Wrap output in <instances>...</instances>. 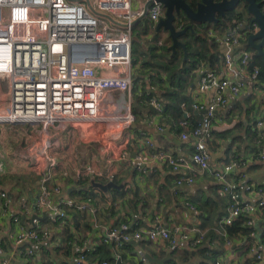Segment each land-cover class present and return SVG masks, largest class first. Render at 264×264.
<instances>
[{
    "label": "built area",
    "instance_id": "built-area-1",
    "mask_svg": "<svg viewBox=\"0 0 264 264\" xmlns=\"http://www.w3.org/2000/svg\"><path fill=\"white\" fill-rule=\"evenodd\" d=\"M141 6L143 9L135 10L133 0H0V127L10 125L12 130L25 125L38 130L44 142L42 152L36 153L34 148V154L30 155L31 146L27 153L20 155L30 160L29 168L40 179L41 192L33 208L50 209L53 212L50 222L66 221L68 210L74 207L82 211L96 210L89 202L52 198V191L61 193L62 188L49 184L53 179L51 169L58 164L49 151L54 150L64 133H80L78 145L86 147L88 157L90 152L92 157L89 164L65 172V175H73L76 180L85 179L93 185L97 177L108 178L113 174L107 167L109 155L113 151L120 154L123 151L121 144L128 143L131 128L136 124L132 96H150L148 102L157 115L163 113L159 98L150 95L149 88L135 85L132 40L133 27L146 8L147 15L156 22L165 16V9L156 0H144ZM245 23L241 21L225 34L216 35L223 48L222 65L219 70L203 71L199 81L200 91L214 88L215 94L209 103L193 102V107L202 112L199 121L194 124L184 119L181 122L184 128L181 139L191 143L193 148L190 157L157 150L150 138L141 141L144 143L141 153L133 157L138 160L136 169H142L143 162L149 157L168 164L177 174L181 168L193 163L201 172L213 175L220 188L229 194L225 214L219 219V231L227 244L230 243L228 232L222 228L243 216L246 225L253 228L247 235L251 239L256 235L255 216L264 208V186L247 182V160L236 157L216 167L212 164L208 145L213 136V121L219 110L226 109L228 94L238 95L249 83L259 81L260 69L251 66V54L242 41ZM253 23L256 32L259 27ZM86 51H91L92 55L82 56ZM122 93L127 99L118 110L114 107V95ZM253 131L258 146L252 158L264 161V105L257 110ZM159 132H164V127L159 126ZM48 140L51 142L47 143ZM6 149L8 144L0 142V168L4 164L3 158L10 154ZM125 155L123 153L121 157ZM102 158L107 161H94H103ZM195 176L194 172L187 176L180 174L176 182L191 185ZM109 181L114 182L113 178ZM6 193L0 188L4 211L9 206ZM22 207L29 210L26 201L22 202ZM38 219L34 217L33 224L26 226L20 215L13 217L16 228L12 239L21 247L19 254L22 257L33 255L32 245L51 237L48 225L39 223ZM139 220L136 219L133 225L128 222L110 225L100 236V242L121 249L132 241L161 239L169 248L175 249L181 241L189 247H199L205 238L204 231L198 226H178L173 232L159 222L142 227ZM251 250L256 251V248L253 246ZM91 251L92 246H85L74 264H86ZM256 256L263 257L261 252H256ZM140 262L151 264L147 257H142ZM0 264H10L1 243ZM93 264L112 263L98 260ZM216 264L223 263L217 260Z\"/></svg>",
    "mask_w": 264,
    "mask_h": 264
},
{
    "label": "crops",
    "instance_id": "crops-1",
    "mask_svg": "<svg viewBox=\"0 0 264 264\" xmlns=\"http://www.w3.org/2000/svg\"><path fill=\"white\" fill-rule=\"evenodd\" d=\"M133 8L140 10L142 7L133 2ZM142 19L137 23L141 22ZM158 22L154 21V24L156 25ZM161 30L165 31L164 29ZM208 32V37L210 39L215 38V42H217L216 35L224 34L215 28H211ZM152 37L153 34L151 32L141 35V42L145 49L148 47ZM135 38L134 30L133 39ZM180 41L184 43V39L181 37ZM243 43L245 45L246 41H243ZM159 44L167 45L171 49L173 41L171 40L170 42L164 39L160 40ZM195 46H199V43ZM245 47L248 49L246 45ZM177 48L183 50L178 51L184 55V59H187L188 54L187 56L185 55L184 49L182 47ZM218 50L220 54L223 53V48L220 45ZM175 51L173 50V52ZM248 51L251 54V66L260 67L258 66L260 64L254 62V56L264 57V55L259 54L258 50L252 45H250ZM262 57L259 62L264 60ZM222 61L223 54L221 60L215 61L214 65L207 61L201 62L200 67L194 72V83L187 91L190 94L191 108L190 111L185 113L186 119L194 124L201 119L202 112L200 113L193 107V102L201 100L204 103H209L215 94L214 88L203 92L199 90L201 75L205 70H219ZM133 66L134 70H136V72L134 71L135 85H143L149 88L151 93L156 94L154 96L159 98L164 107V99L159 97V93L163 91L162 88L172 87L166 75H163L162 83L158 84V81L152 83L148 73H146L148 74L147 76L138 77V73L141 70L140 63ZM138 78L140 79L138 80ZM132 98L134 113L135 108L140 110L138 116L135 113L136 124L140 127L133 126L131 128L132 132L128 136V143L121 144L123 151L120 154L113 151V154L109 155L111 166L107 165L110 173H113L108 178L117 177L119 181L121 180L120 184H116H123L122 188L125 185V195L123 198L117 196L116 199H113L109 190L107 192L103 190L102 192L97 191L99 195L96 201L98 202L93 201V204H91V208L96 209L95 212L90 210L86 212L91 229L85 233L74 226L72 218H67L64 222H50L51 218H53V212L50 209L42 207L35 210L33 208L41 192L40 179L39 175L37 176V173L20 158L23 157L20 154L27 153V150L33 145L36 153L42 152L44 142L40 139L38 130L35 129L32 144L29 139L30 127L25 125L16 126L14 128L15 131L14 129H9L10 125L0 127V142L8 144L10 153L9 156L3 158L4 164L0 168V188L7 192L6 199L9 201L7 211H4L1 206L2 199L0 198V243L4 255L10 259V264H41L42 261L48 258L54 264H74L75 258L85 249V246H92V251L88 255L86 264H93L98 260H106L101 259L99 256L94 260L90 259L91 255L95 254L98 248L105 244L100 242V236L106 232L110 225H117L121 222H128L133 225L136 219H140L138 224H141L142 227H150L159 222L164 226L170 227L173 232L178 226L188 224L198 226L204 231L205 238L203 243L195 248L189 247L188 243L181 241L175 248L177 250L169 248L166 242L161 239L156 241L143 239L136 244L130 243V248L122 250L127 255L125 259L121 258V253L118 254L121 250L113 246L112 253L116 256L117 264L118 260H120L121 264H140L141 258L148 257V255L163 260L167 258L170 251V257L166 259L164 264H170L172 261H176L179 264L196 263L202 258V254L199 252L200 249L204 248H208L213 252L216 261L220 260L223 264H264V241L262 240L264 239V208L255 216L256 224L254 230L256 235L251 239L245 235H231L228 232V226L222 228L228 232L230 243L227 244L219 231V219L225 214L229 194L220 188L213 175L209 172H201L193 163L181 168L180 173L177 174L168 164L152 160L149 157L143 162L144 166L142 169H136L138 160L133 158V155L141 153L140 151L144 145L141 141L143 142L147 138L154 140L157 150L166 151L174 156L189 158L193 148L191 143L181 139V132L184 130L181 126L182 121L178 125H172L168 116L165 117L163 113L162 115H157L148 100L144 99L141 101L145 105L143 106L137 102L135 96H132ZM126 99L127 95L119 94L117 98H114L116 101L114 107L119 110L122 102ZM262 105H264V81L259 80L256 84L249 83L238 95L228 94V105L226 109L217 112V116L213 121V136L208 143L214 166L220 167L236 157L245 159L248 162L246 167L248 171L247 182L257 186H264V161L252 158V153L256 151L258 146L253 127L257 117V110ZM192 113L194 117L191 116ZM159 126L164 127V132H159ZM140 131H143L144 134ZM71 135L66 133L60 137L59 144L54 147L52 152L49 151V154H52L58 160V164L51 169L53 179L49 184L51 187L60 185L62 188L61 193L52 191L54 200L71 198L76 202H82L79 199L80 195H75L72 198V190L80 186L73 182L75 180L73 175H65V172H72L78 167H84L89 164L91 152L90 157H88L89 150L84 146L78 145L80 143L78 140L80 133ZM148 151L150 153V150ZM123 153L126 154L125 157H121ZM102 159L103 161H94H107L105 158ZM193 172L196 174L194 183L191 185L177 184L176 179L180 174L187 176ZM237 172L238 170H236ZM25 173L30 174L31 179H25L23 177ZM19 178H23L24 182H20ZM108 178L104 176L96 179L97 182L106 184L112 181H109ZM104 179L106 182L102 181ZM85 182L87 186L92 185L87 180ZM248 196L253 198L251 195ZM23 201L29 204L28 211L23 209ZM187 203H190L193 207ZM74 210L76 209L72 208L68 211ZM15 215H20L26 226H31L34 217H38V222L48 225L47 228L51 231L49 239L44 240L40 244L32 245L34 254L31 256L22 257L19 254L21 247L17 246L12 239L16 228L13 223ZM211 231L212 233H210ZM64 238L66 240L69 238V241H64ZM253 246L256 251L251 250ZM185 251H192L197 254L189 261L186 259ZM256 252H261L263 257L257 258ZM151 264L156 263L152 262Z\"/></svg>",
    "mask_w": 264,
    "mask_h": 264
},
{
    "label": "trees",
    "instance_id": "trees-1",
    "mask_svg": "<svg viewBox=\"0 0 264 264\" xmlns=\"http://www.w3.org/2000/svg\"><path fill=\"white\" fill-rule=\"evenodd\" d=\"M188 4L193 8L197 9V5L200 0H186ZM261 3V9L264 12V1L258 0ZM242 6L243 9H239ZM166 10V8L164 7ZM218 21L215 22H196L192 21L188 18L185 13L182 11L181 13L176 14L175 26L177 29H183L188 25H192L193 30H188L181 38L184 39V43L186 44L187 51H188V58L184 59V55L180 53L178 50L181 48H177L175 52L170 49L167 45H159V37L160 31L156 30V25L154 21L150 18L149 15L144 17L141 22L137 23L133 27V31L137 32L138 28H141V31L136 34V38L132 40V63L133 65L137 64L140 61L141 70L138 73V77L149 76L152 83L158 81L162 83L163 75H166L170 86L172 87H165L162 88L163 91L159 93V97L163 98L164 100V109L163 114L164 116L169 117V122L174 124H179L181 121L186 119L185 113L190 111L191 108V100L190 94L187 93L188 89L194 83L195 73L197 68L200 67L201 62L207 61L214 65V62L217 60H221L222 54H220L218 50V46L220 45L218 42H215L214 39H210L209 30L211 28H215L220 33H226V31L230 28H233L236 24L241 21L246 22L243 32L242 41H246V46L250 47L248 44V37L252 34L255 29L253 26V17L249 14L247 10V4L244 3L239 5L236 9L226 12L225 15H217ZM153 37L148 43V47L145 49L141 42V35L148 34L151 28H154ZM168 32V30H165ZM208 33V34H207ZM222 35V34H221ZM168 41L171 42V38L168 32ZM199 43V46H195ZM183 51V50H181ZM222 52V50H220ZM262 56L255 55L254 62L260 64L258 66L260 69L259 80L264 81V60L259 62ZM264 59V57H262ZM148 73V74H146ZM140 78H138L139 80ZM138 86V85H136ZM146 87V86H145ZM137 88V87H136ZM147 88V87H146ZM147 90V89H146ZM149 90V89H148ZM147 90V92H148ZM136 92V91H135ZM150 95H156L155 93H150ZM137 102L140 105L145 106L141 101L143 99L149 100L150 96H143L139 97L138 95L135 96ZM166 98V101H165ZM139 108H135V113L138 116ZM194 117L193 113L191 115ZM179 128V127H178ZM255 135V134H254ZM256 136V135H255ZM229 162V161H228ZM106 182V180H102ZM115 183L120 184L121 180L113 178ZM74 183L80 184V187H76L72 190V198L75 195H80V201L89 202L93 204L96 201L99 193L97 191H101L102 189L93 185H85V179L81 180H73ZM125 185L122 189L117 188H109L110 193H112V198L116 199L117 196L121 198L125 195ZM105 195V193H103ZM74 211H68V219L72 218L71 220L74 223L76 228L80 229L83 233L91 229L90 223L87 220V211L78 210L74 207ZM221 218V217H220ZM228 232L231 235H249L253 228L246 225V218L241 217L238 218L232 225H229ZM67 232V231H66ZM212 233V231L210 232ZM213 235V234H212ZM71 236V235H70ZM264 241V239H262ZM64 241H69V238H64ZM113 244H103L100 248L92 254L90 259H95L99 256L101 259L109 260L112 264L116 263V256L112 253ZM115 247V246H114ZM131 244L124 245L120 250L121 258H127L126 253L122 252L127 248H130ZM177 250V249H174ZM202 258L198 262H191L190 264H216V257L213 255L208 248L200 249ZM185 255L187 256L186 259L189 261L193 256L197 253L192 251H185ZM209 254V255H207ZM41 264H54L52 260L45 259L41 262ZM170 264H179L176 261L170 262Z\"/></svg>",
    "mask_w": 264,
    "mask_h": 264
},
{
    "label": "water",
    "instance_id": "water-1",
    "mask_svg": "<svg viewBox=\"0 0 264 264\" xmlns=\"http://www.w3.org/2000/svg\"><path fill=\"white\" fill-rule=\"evenodd\" d=\"M156 1L161 2L166 8L165 16L156 24V30H168L169 36L173 41L171 49L175 51L177 47H182L186 56L188 54L187 48L186 45L180 41V37L188 30L192 31L193 27L192 25H188L183 29H177L175 26L176 14L183 11L192 21L211 23L218 21L217 15H225L226 12L236 9L241 3H246L247 10L253 17V22L257 23L259 27L258 31L249 35L248 44L258 50L259 54L264 55V12L261 9V3L258 0H200L196 10L193 9L186 0ZM147 10L148 9L146 8L144 13L137 19V22L147 15ZM91 55V51H86L82 56L86 57ZM135 126L140 127L138 124H135L134 127ZM176 141L179 143L178 140ZM133 157H135V154ZM93 185L101 188L105 192H107L111 187H123V184L117 185L114 182L104 184L94 181ZM132 243L136 244L137 242L132 241ZM170 254L171 251L169 252L167 258L170 257ZM147 258L150 263L154 262L156 264H164L167 259H157L153 258L151 255H148ZM118 264H121L120 260H118Z\"/></svg>",
    "mask_w": 264,
    "mask_h": 264
},
{
    "label": "rangeland",
    "instance_id": "rangeland-1",
    "mask_svg": "<svg viewBox=\"0 0 264 264\" xmlns=\"http://www.w3.org/2000/svg\"><path fill=\"white\" fill-rule=\"evenodd\" d=\"M143 1H144V0H133V2L136 3V4H138L139 6H141V3H143ZM242 4H244V3H242ZM141 7H142V6H141ZM142 9H143V7H142ZM239 9H243L242 6H240ZM146 16H147V15H146ZM146 16H145V17H146ZM154 29H155V27L150 29L151 34H153ZM140 31H141V28H138V30H137V32H136L135 34H137V33L140 32ZM164 39H168V32L160 31L159 41H160V40H164ZM159 45H161V44H159ZM138 63H140V61H139ZM138 67H139V66H138ZM134 71L136 72V70H134ZM114 96H115V98L118 97L117 94H115ZM11 129L13 130L14 128H11ZM14 131H15V129H14ZM69 131H72V132H73L72 128H70ZM16 133H17V132H16ZM34 133H35V128H33V127H32V128H29V139L32 141V144H33V141H34ZM64 135H65V133H64ZM71 136H72V135H71ZM50 142H51V141L48 140L47 143H50ZM30 148H31V147H30ZM5 151L8 152L7 149H6ZM28 153H29L30 155H33V154H34V145H33L32 150L29 151ZM20 158H21L23 161H25V163H26L27 166L30 165V160H29V159H27V158H22V157H20ZM12 176H13V175H12ZM23 177H24L25 179H31V175L28 174V173L23 174ZM19 179H20V182H21V181H22V183L24 182V181H23V178H19ZM12 180H13V178H12ZM85 184H87V183L85 182ZM77 185H78V184H77ZM78 186H80V184H79Z\"/></svg>",
    "mask_w": 264,
    "mask_h": 264
}]
</instances>
